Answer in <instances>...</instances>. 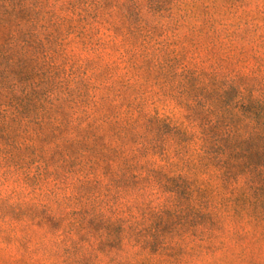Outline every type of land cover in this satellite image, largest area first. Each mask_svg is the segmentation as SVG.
Here are the masks:
<instances>
[{"label":"trees","instance_id":"16d2710c","mask_svg":"<svg viewBox=\"0 0 264 264\" xmlns=\"http://www.w3.org/2000/svg\"><path fill=\"white\" fill-rule=\"evenodd\" d=\"M0 247L257 264L264 0H0Z\"/></svg>","mask_w":264,"mask_h":264},{"label":"rangeland","instance_id":"374dc122","mask_svg":"<svg viewBox=\"0 0 264 264\" xmlns=\"http://www.w3.org/2000/svg\"><path fill=\"white\" fill-rule=\"evenodd\" d=\"M12 250L4 249L0 247V264H14L13 263V257L14 253L11 252ZM195 263V261H193ZM257 264H264V255L261 254L256 259ZM195 264H199L197 261ZM202 264V262L200 263ZM206 264V263H204Z\"/></svg>","mask_w":264,"mask_h":264}]
</instances>
